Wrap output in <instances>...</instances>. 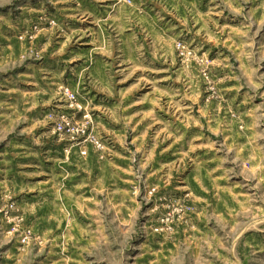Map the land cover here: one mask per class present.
Listing matches in <instances>:
<instances>
[{"label":"rangeland","instance_id":"rangeland-1","mask_svg":"<svg viewBox=\"0 0 264 264\" xmlns=\"http://www.w3.org/2000/svg\"><path fill=\"white\" fill-rule=\"evenodd\" d=\"M0 264H264V0H0Z\"/></svg>","mask_w":264,"mask_h":264},{"label":"built area","instance_id":"built-area-1","mask_svg":"<svg viewBox=\"0 0 264 264\" xmlns=\"http://www.w3.org/2000/svg\"><path fill=\"white\" fill-rule=\"evenodd\" d=\"M65 94L70 100H72V101L76 100L75 94L70 92V90H66ZM75 129H76V131H75ZM60 130H64L65 132L67 131L68 133L76 132L78 134V136H81V135L85 136L88 133V128H86L85 125L78 126L77 128H75L74 125H72L70 122L66 123L64 126H61ZM93 139H94L93 141L97 145H100V143L97 140V138L93 137ZM81 154H82V156H86L87 155V150H86L85 146L81 147Z\"/></svg>","mask_w":264,"mask_h":264}]
</instances>
